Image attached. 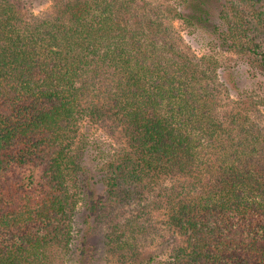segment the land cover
Segmentation results:
<instances>
[{
  "label": "trees",
  "instance_id": "trees-1",
  "mask_svg": "<svg viewBox=\"0 0 264 264\" xmlns=\"http://www.w3.org/2000/svg\"><path fill=\"white\" fill-rule=\"evenodd\" d=\"M50 1L0 0V264H94L92 237L73 249L81 204L122 264L161 210L183 238L165 264H264V121L250 97L225 103L216 54L264 72V0ZM177 19L218 51L186 49ZM83 122L124 140L99 180Z\"/></svg>",
  "mask_w": 264,
  "mask_h": 264
},
{
  "label": "rangeland",
  "instance_id": "rangeland-1",
  "mask_svg": "<svg viewBox=\"0 0 264 264\" xmlns=\"http://www.w3.org/2000/svg\"><path fill=\"white\" fill-rule=\"evenodd\" d=\"M31 10L35 14L48 12L52 9V2L50 0H26ZM200 1V0H198ZM206 1V0H203ZM208 8H215L218 5V0H207ZM173 25L181 37L184 47L197 56L215 54L218 47L214 44L213 36L209 31L201 28L188 27L181 20H174ZM220 59L221 67L219 69L220 79L230 88L228 91L229 97L225 103L240 102L243 98L250 97L258 110L260 118L264 121V72L258 68L253 67L249 62L231 53H216ZM79 140L78 144L81 146L86 143L88 154V164L91 167V173L94 175V180L102 179L104 172L101 171V163L106 158L116 156L118 151L124 146V140L121 134L117 131H111L106 127L93 125L88 122H83L78 130ZM20 176L16 174L13 182H18ZM98 191H102L103 184L99 182ZM123 209L121 211L124 212ZM108 212V207H107ZM120 212V211H119ZM126 212V211H125ZM114 213H111V218ZM128 216L130 212L127 211ZM151 221L154 222L155 227L164 228L157 231L155 236L151 235L147 242L142 243L143 248L141 263L143 264H165L170 254L174 253L175 248L179 243L183 244V238L178 234H174L161 223L166 220V213L161 211H153L151 214ZM112 220V219H111ZM109 218L107 215L97 216L88 212V207L80 205L76 211L73 223V249L82 245L84 237H92L95 251L91 260L94 264H122L118 255H112L106 252L103 244V234L107 230V222ZM110 222V221H109ZM155 230V229H154ZM154 231L151 232V234ZM149 237V236H148ZM181 238V239H180ZM140 242V243H141ZM141 249V248H140ZM75 254L71 253L67 264H75ZM143 260V261H142Z\"/></svg>",
  "mask_w": 264,
  "mask_h": 264
}]
</instances>
